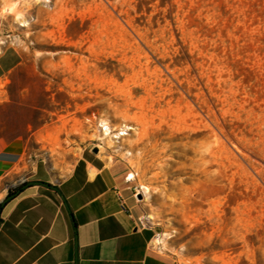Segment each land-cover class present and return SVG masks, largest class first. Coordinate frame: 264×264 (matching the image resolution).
Listing matches in <instances>:
<instances>
[{
    "label": "rangeland",
    "instance_id": "374dc122",
    "mask_svg": "<svg viewBox=\"0 0 264 264\" xmlns=\"http://www.w3.org/2000/svg\"><path fill=\"white\" fill-rule=\"evenodd\" d=\"M40 2L0 0V141L24 142L16 175L119 158L169 264H264V0ZM139 57L161 75L153 90L132 79Z\"/></svg>",
    "mask_w": 264,
    "mask_h": 264
},
{
    "label": "crops",
    "instance_id": "0c3cea01",
    "mask_svg": "<svg viewBox=\"0 0 264 264\" xmlns=\"http://www.w3.org/2000/svg\"><path fill=\"white\" fill-rule=\"evenodd\" d=\"M1 143L0 264H169L121 159L82 158L63 179L40 165L17 176L24 142Z\"/></svg>",
    "mask_w": 264,
    "mask_h": 264
},
{
    "label": "bare ground",
    "instance_id": "6f19581e",
    "mask_svg": "<svg viewBox=\"0 0 264 264\" xmlns=\"http://www.w3.org/2000/svg\"><path fill=\"white\" fill-rule=\"evenodd\" d=\"M41 0H35V3L37 4V3H41L40 2ZM43 2V1H42ZM32 4V3H31ZM29 5H30V3H29ZM33 5V4H32ZM34 7V6H33ZM29 8V7H28ZM31 8V7H30ZM35 8V7H34ZM16 9H17V7H16ZM16 9H10L13 13H14V16L15 17H17L18 19H20V22H23V26H25V27H31L32 26V23H30L29 22V20L30 19H25V17L23 16V13H21L20 11H16ZM11 11H10V13H11ZM4 13H5V11H4ZM9 13V12H8ZM5 42V41H4ZM3 43V42H2ZM84 46L85 45H83L82 43H78V44H75V48H74V50H76V51H79V52H83L84 50ZM1 49V48H0ZM86 52H88L89 54H90V56H95V57H98L99 56V54H100V52H98V50H97V48H96V45L95 44H90V45H88L87 46V48H86ZM125 54V53H124ZM125 56V55H124ZM142 56V55H141ZM81 58V57H80ZM126 59H128V58H126ZM69 58H67L66 59V62H69ZM69 64H71V63H69ZM68 64V65H69ZM72 65V64H71ZM69 67H70V65H69ZM86 67H87V65H86ZM78 69V68H77ZM84 69V68H83ZM70 70H72V69H70ZM132 71H133V73H132V79L133 80H136V81H140L141 79L144 81L143 83H144V85L145 86H147V87H150L151 88V90H153L154 88H155V85H158L159 84V80H160V77H161V75H159L158 74V72L157 71H153L152 70V68H151V66L149 65V64H144L143 62H142V60L140 59V57H139V60H134V64H133V66H132ZM79 72V71H78ZM81 72V71H80ZM86 74V73H85ZM88 77V76H87ZM88 79H89V77H88ZM135 81V82H136ZM115 85V84H114ZM162 85V84H161ZM148 89V88H147ZM175 113V112H174ZM179 116V115H178ZM180 118V117H179ZM178 122L180 121V120H177ZM184 122V121H183ZM129 129H135V128H132V127H130ZM107 131H106V133H105V135H107V136H110L113 132H111V129L110 128H107L106 129ZM124 135H126V133L125 132H123V133H121V134H116V135H114L113 136V138H116V139H120L121 138V136H124ZM99 140H101V141H103V142H106V138H102V137H99ZM134 179V176L133 175H131L130 177H129V180H133ZM144 190H145V194H148V193H150V188L148 187V186H143L142 187ZM157 241H159V240H157ZM163 241V240H162ZM160 242H161V240H160ZM160 245V244H159Z\"/></svg>",
    "mask_w": 264,
    "mask_h": 264
},
{
    "label": "water",
    "instance_id": "95a60500",
    "mask_svg": "<svg viewBox=\"0 0 264 264\" xmlns=\"http://www.w3.org/2000/svg\"><path fill=\"white\" fill-rule=\"evenodd\" d=\"M12 197H13V195H12V196H10V198H12ZM10 198H8V199H10ZM138 198H139V199H141V198H142V196H139Z\"/></svg>",
    "mask_w": 264,
    "mask_h": 264
},
{
    "label": "built area",
    "instance_id": "2783aa9c",
    "mask_svg": "<svg viewBox=\"0 0 264 264\" xmlns=\"http://www.w3.org/2000/svg\"><path fill=\"white\" fill-rule=\"evenodd\" d=\"M25 182H26V180L24 179V183H25ZM138 193H139V192H137V194H136V195H138Z\"/></svg>",
    "mask_w": 264,
    "mask_h": 264
},
{
    "label": "trees",
    "instance_id": "16d2710c",
    "mask_svg": "<svg viewBox=\"0 0 264 264\" xmlns=\"http://www.w3.org/2000/svg\"><path fill=\"white\" fill-rule=\"evenodd\" d=\"M22 188H20V190H21ZM19 191V190H18ZM10 195H12V193H10Z\"/></svg>",
    "mask_w": 264,
    "mask_h": 264
}]
</instances>
